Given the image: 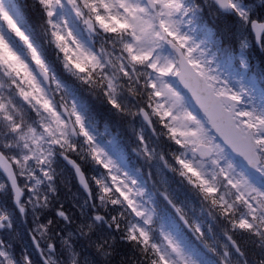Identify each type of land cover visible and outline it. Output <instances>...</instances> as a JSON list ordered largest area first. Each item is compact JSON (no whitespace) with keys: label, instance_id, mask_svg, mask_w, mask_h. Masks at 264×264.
Wrapping results in <instances>:
<instances>
[{"label":"snow or ice","instance_id":"snow-or-ice-1","mask_svg":"<svg viewBox=\"0 0 264 264\" xmlns=\"http://www.w3.org/2000/svg\"><path fill=\"white\" fill-rule=\"evenodd\" d=\"M81 4L89 12L85 24L91 26L95 20L106 33L119 37L118 47L109 57L112 70L107 73L108 104L113 110L121 107L116 93L125 84L132 94L128 98L132 108L139 107L140 114H144L146 101V107L159 115L162 126L191 135L193 140L188 143L196 144L200 156L210 159L213 165L210 176L203 171L202 162L197 163V169L207 191L218 198L222 215L231 214L228 209L233 207L235 195L246 211L229 223L247 230L253 237L261 236L264 228V83L255 76L239 73L244 87L259 102V109L242 108L241 94L223 85L193 55L197 46L191 43L192 37L181 32L184 17L191 11L184 0H36L31 6L27 0H0V61L6 57L25 72L38 93V102H43L49 113L38 127L12 124L10 138L17 146L0 147V210H6L0 211V223L9 221L11 229L0 231V257L12 264L3 250V245L8 243L16 251L24 248L30 264H41L26 226L30 230L36 221L40 228L45 223L52 224L63 213V205L50 215L33 216L32 223L22 224L17 204L24 195L39 191V186L52 180V162L55 160L58 167L62 164L60 154L65 147L70 146L75 152L86 144L88 154L103 163L109 174L114 167L111 159L100 160L104 153L92 134L98 118L104 114L102 109L80 90L58 80L55 61L42 47L36 31L41 13L50 29L57 28L59 22L67 29L73 15L83 19ZM217 4L234 12L246 26L250 25L257 37L264 35V0H244L243 5L238 0H217ZM200 32L207 35L202 27ZM52 34L58 36L56 31ZM80 51L84 57L95 59L82 46ZM29 56L36 65L35 70L28 63ZM226 65L232 67L230 58ZM44 80L57 90L62 89L64 96L71 98L70 105H57L49 98ZM61 108L70 116L69 120H65ZM70 133H78L80 142H72ZM106 147L121 164L129 167L130 157L116 138H111ZM160 182L167 183L168 190L148 191L144 196L143 188L134 187L143 183L135 175L125 172L119 182L113 176L112 189H103L113 196V208L102 212L96 207L97 197L90 193L89 202L82 206L78 217L80 228L95 227L93 235L115 236L120 232L115 213L126 205L131 214L145 217V224L154 215L159 223L158 241L139 224H130L128 228L129 233H139L142 246L151 248L148 264H216L215 242L221 233L218 231L217 235L213 225L205 220L187 215L178 201H190L179 187H173L163 177ZM21 186H24L23 192ZM136 191L144 196L142 201L133 199ZM126 239L135 242L137 236L129 235ZM225 239L230 241V249L240 251L241 245L230 235H225ZM119 251L127 256L133 251L131 243L119 245Z\"/></svg>","mask_w":264,"mask_h":264},{"label":"clouds","instance_id":"clouds-1","mask_svg":"<svg viewBox=\"0 0 264 264\" xmlns=\"http://www.w3.org/2000/svg\"><path fill=\"white\" fill-rule=\"evenodd\" d=\"M184 2L191 11L184 17L181 32L192 37L191 43L197 46L193 55L199 57L205 69L216 76L223 85L241 94L239 105L242 108L259 109V102L254 98V94L244 87V79L239 73L255 76L264 83V35L257 37L250 25L246 26L234 12L220 8L217 0ZM238 2L244 4V0ZM35 3L36 0H28L30 6ZM81 11L83 19L73 15L67 29L62 22H59L57 28L50 29L46 17L41 13L36 31L42 47L51 53L52 60L60 70L83 95L102 109L104 114L98 118V126L92 134L95 144L104 153L100 160L111 159L114 167L109 174L103 163H98L88 154L86 144L75 152L70 146L65 147L60 154L62 164L58 167L55 160L52 162V180L45 181L39 186V191L24 195L19 201L17 211L22 224L26 221L32 223L33 216L50 215L63 205V213L57 216L52 224L45 223L43 228H40L39 221H36L30 230L26 226L41 264H148L147 254L151 253V248L142 246L139 233H129L128 228L130 224H139L148 231L154 241H158L159 223L155 215L150 223L145 224V217L131 214L125 205L119 207L115 213L120 224V232L117 235L97 236L93 235L95 227L80 228L81 220L78 217L82 206L89 202V194H95L96 207L102 212L112 209L113 196L103 189L107 187L111 190L112 177H116L119 182L125 172L143 181L134 187L143 188L144 196L148 191L168 190V184L160 182L163 177L168 181L174 179L176 185H172L173 187L180 186L195 198V205L191 201L187 205L178 202V205L185 208L188 216L198 219L203 217L201 220L206 219L209 225H215L221 233L215 242L216 264H264V228L261 229V236L253 237L247 230H241L229 223L238 219L242 211H246L243 202L238 201L235 195L232 198L233 207L228 209L231 214L222 215L223 209L218 198L207 191V185L202 183L197 169V163L202 162L203 171L210 176L213 165L210 159L204 160L200 156L196 151V144L188 143L193 137L181 134V131H171L167 125L162 126L159 115L146 107V101L144 114H140L139 107L132 108L128 103L132 94L125 84H121L116 93L121 107L113 110L108 104L106 93L110 89L107 73L112 70L109 57L113 49L118 47L119 37L106 33L95 20L91 21V26L85 24L84 20L89 18V12L83 4ZM226 15L234 18L233 32L218 27V21ZM188 20L193 22L188 24ZM201 27L207 35L201 34ZM53 31H56L58 36H54ZM81 46L93 53L95 59L84 57L80 51ZM229 58L231 68L226 65ZM28 63L35 70L36 65L30 56ZM43 85L48 91V97L57 105H70L71 98L65 97L62 89L57 90L47 80L43 81ZM61 112L64 113L63 108ZM48 116L46 107L43 102H38V93L25 72L5 57L0 61V147L17 146L15 140L10 138L12 124L38 127ZM64 118L69 120L70 116L64 113ZM113 137L122 144L130 157L129 167L121 164L108 151L106 145ZM69 138L74 143H79L81 139L78 133H70ZM21 187L23 192L24 186ZM144 196L136 191L133 199L142 201ZM9 223H0V231H11ZM58 232L61 234H57ZM133 234L137 236V240L128 241L126 237ZM225 235H230L241 245L238 253L228 247L230 241L225 239ZM123 243H131L133 249L127 256L121 255L119 251V245ZM3 250L7 252V259L11 260L12 264H30L24 248L16 251L10 244L5 243ZM0 264H7V261L0 257Z\"/></svg>","mask_w":264,"mask_h":264},{"label":"trees","instance_id":"trees-1","mask_svg":"<svg viewBox=\"0 0 264 264\" xmlns=\"http://www.w3.org/2000/svg\"><path fill=\"white\" fill-rule=\"evenodd\" d=\"M27 3H28V0H27ZM229 19H231V18H229ZM56 68V69H55ZM57 69H60L56 64H55V67H54V70L55 71H57ZM58 72V71H57ZM62 78L63 79H65L69 84H74L72 81H71V79L68 77V76H66L63 72H62ZM75 85V84H74ZM76 86V85H75ZM77 87V86H76ZM78 90H80L79 88H78Z\"/></svg>","mask_w":264,"mask_h":264},{"label":"rangeland","instance_id":"rangeland-1","mask_svg":"<svg viewBox=\"0 0 264 264\" xmlns=\"http://www.w3.org/2000/svg\"><path fill=\"white\" fill-rule=\"evenodd\" d=\"M74 28H75V27H74ZM217 235H219V233H218Z\"/></svg>","mask_w":264,"mask_h":264}]
</instances>
